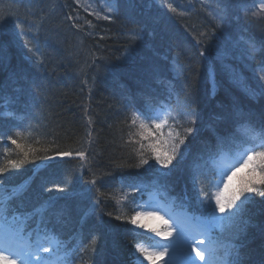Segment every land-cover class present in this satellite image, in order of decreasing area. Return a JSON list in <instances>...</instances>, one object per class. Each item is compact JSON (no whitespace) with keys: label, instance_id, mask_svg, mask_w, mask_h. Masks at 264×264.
Segmentation results:
<instances>
[{"label":"trees","instance_id":"trees-1","mask_svg":"<svg viewBox=\"0 0 264 264\" xmlns=\"http://www.w3.org/2000/svg\"><path fill=\"white\" fill-rule=\"evenodd\" d=\"M2 1L4 0H0V3ZM107 1L109 3V0ZM169 3L177 9L175 13L168 8ZM24 4L25 2L22 3ZM51 4L55 10L50 9L47 14L51 16L49 25H54L53 31H49L48 26L42 23L38 25L39 27L30 28V32L40 27L43 29L34 32L33 34H37L36 40L29 41L30 43L25 46L20 43L18 48H15V44L9 46L8 43L6 45L0 43V47L9 54L17 56L20 61L23 59L29 62L32 66L29 68L32 73L29 84L22 78L21 73L0 72V83L5 75H8L10 82L20 81L21 84L23 83L22 89L28 92V94L23 93V96L35 101L32 107L33 113L25 119L28 125L25 124L20 130L21 136L16 137L25 149L31 150L30 158L23 165L8 167V160L20 159L19 151L14 146L1 165L6 167L5 172L13 181L19 177L18 174H22L20 177H25L38 161H47L42 158L45 155L55 156L59 151H70L74 155L77 151L83 150L87 154V160L83 163L87 166L84 168L80 167L82 164L80 160L75 158L59 160L58 168V164L53 163L56 167L51 169V174L60 177L61 181L57 182L59 184L57 188H50L48 194L51 193L50 190L58 191V188H63L73 191L77 196L81 193L86 202L95 201L97 193L88 183L91 179L88 167H91L97 174L108 173L97 181V187L101 188L100 191L103 193L100 205L108 202L112 206L113 201L120 196L118 180L123 175L126 176L129 169L138 166L142 158L139 154L140 143H136L139 141L136 137V129L131 124L133 108L129 107V100L137 98L135 92L144 91L145 85L153 88L150 95L160 93L171 105H177L174 113L176 117L187 118L181 114L178 101L187 102L190 105L188 110L195 109L198 114L196 123L194 125L188 121L186 123V127L194 128L188 140L195 141L196 132L205 122L218 127L220 124L223 126L228 124L232 120L231 109H237L244 115L249 111L254 112L256 118L264 116V104L248 103L249 98L253 96L242 92L237 82L231 80L228 75L230 67L245 68L256 64L257 55L260 54L257 53L256 48H253L252 42L248 41L244 45L237 44L232 47L225 41L222 50L219 51L217 44L226 38V34L206 32V29H212L213 26L217 28V23L213 22L214 20L217 22L218 16L221 15H218L217 10L220 9L221 13L222 0H205V2L110 0L112 7L120 6L125 8V11L122 13L118 11L115 16L114 14L113 17L110 16L109 20L88 13L90 18L94 17L91 18L89 25L91 33L73 37L64 36L60 25L62 21H72L67 19L69 15L73 16L72 0H45L41 4L29 5L27 1L24 5L25 13L30 17L34 16L33 22L38 24L43 17L44 8L48 9ZM77 13L82 15L80 12ZM22 16L25 17L24 12ZM85 18L87 19L86 15ZM193 19L198 21V25L197 22L192 21ZM30 20L26 17L23 19L25 24ZM217 30L219 31L218 28ZM133 32L139 35L138 40L131 39ZM41 33L42 36L39 35ZM201 33H205L206 36H200ZM255 43H257L256 39ZM201 44L204 47L201 48ZM29 48L32 51H29ZM201 51L218 54L216 57L218 67L215 71H218L216 81L220 89L214 97L205 82ZM260 57L263 58L264 55ZM223 59L226 61L224 65ZM163 67L171 73L169 77L162 73ZM173 76H176V83ZM129 87L138 88L132 95L125 96V93L131 91ZM47 94H52L51 103L42 100ZM145 99H142V105H145V102L151 104L149 98L146 101ZM211 106L214 108V113L222 116L223 119L213 118V121L212 118L205 119ZM89 117L93 121L91 125L88 123ZM89 130L92 131L95 141L91 146L87 143ZM130 132L133 133L131 142ZM148 155L151 158H146L153 160L151 148L144 146L143 157ZM57 158L59 157H56V160ZM183 165L184 162L179 168L177 167L179 172H175L176 177L174 173L167 175L170 180L167 183L171 188L175 185L174 179L184 184L178 179L181 177L180 174L188 172L186 165L185 170L180 172ZM84 172L89 174L88 178L83 176ZM103 185L105 186L102 187ZM181 187L183 186L180 185ZM251 197L245 206L246 212L243 218L247 219L249 224L244 233L246 238L252 240L256 253L264 256V197L256 194ZM90 205L95 204L92 202ZM88 213L85 215L88 216ZM105 214L106 217L100 218L98 211H95L85 219L87 224L89 219L97 215L99 219H92L90 222L98 225L96 228L98 236L99 234L103 236L102 238L99 236L98 245H95L97 249L90 252L94 264H110L108 250L104 247L105 232L101 227L103 228L106 218L109 222L112 221L114 210H107ZM101 220L105 221L101 223ZM125 251L126 248L123 246L118 247L117 250L111 249L115 258L117 256L125 258ZM103 259L104 262H101Z\"/></svg>","mask_w":264,"mask_h":264},{"label":"snow or ice","instance_id":"snow-or-ice-1","mask_svg":"<svg viewBox=\"0 0 264 264\" xmlns=\"http://www.w3.org/2000/svg\"><path fill=\"white\" fill-rule=\"evenodd\" d=\"M77 3H79V0H77ZM227 7L229 6L225 5V8ZM117 8L111 6L110 0L106 5L108 13L116 11ZM168 8L174 13L177 11L171 3L168 4ZM260 8L264 11V0H261ZM85 11H87V8H85ZM92 14L100 18L99 12H93ZM256 15L257 13H253V16ZM102 18L105 20L111 19L107 14ZM67 19L73 20L74 17L69 15ZM5 23V20H0V27ZM87 23L90 25L91 21H87ZM73 27L79 28L80 25L79 23H74ZM217 27L220 28L222 25L217 23ZM201 36L204 37L206 34L201 33ZM139 38V35L135 32L131 34L132 40L135 41ZM25 43L28 44L30 42L26 41ZM29 51H32V49L29 48ZM200 56L204 57L205 52L201 51ZM260 80L264 81V76H261ZM249 92L253 96L256 95V92L251 89H249ZM260 95H264V83L260 85ZM178 104L181 108V114L187 116L188 122L194 125L198 119L195 109L188 110L190 105L187 102L180 103L178 101ZM5 115L11 114L5 113ZM237 116L235 131L253 143L250 147L244 146V141H237L235 133H228L227 129L224 130V134L215 133L216 148L215 151L210 153L209 160L211 161L212 170L216 174V179L207 180V184L201 186L197 194L200 203L204 205L208 212L209 223L202 226L197 234H189L186 227L176 221L169 224L165 220V228H152L151 231L156 236L164 239L172 237V239L165 245L157 242L152 250L143 247L139 243L135 245L136 252L144 260L149 261V264H156V261L169 255V249H172L173 254L178 249L184 253V259L180 264H197L196 258H199V261L203 262V264H242L240 248L235 244L225 243V234L239 235L246 231L249 221L243 217L246 212L245 202L250 200L249 194L264 197V121H262L260 128L257 129L250 118H244L243 113H237ZM169 119L175 120L176 118L172 116V109L164 106L152 107L149 105L144 111L136 110L131 114L132 125H136L139 121L138 127L141 131L136 134L141 137V141L147 138L145 133H147V136L154 138L155 143L149 145L153 159L156 164L166 169L170 168V166L176 167L186 159L181 145L185 144L187 137L194 131L193 127H186L183 129V136L179 132L173 136L172 132L169 131L167 135L170 140H164L162 129L168 124ZM146 122H150L151 127ZM88 123L89 125L93 123L91 117H89ZM14 135L20 137L21 132L14 130ZM87 136V143L91 146L95 142L91 130L88 131ZM132 136L133 133L130 132V142ZM3 140L10 141L12 145H15L20 154V159L7 161L8 167L23 165L28 161L31 150L25 149L17 139L13 138L12 134H0V141ZM141 141H136V143H140L141 152L139 154L142 157L140 166H143L147 165L149 161L143 158L144 144ZM233 146L235 148L234 151ZM257 148L261 150L257 151ZM133 150L135 151V149ZM5 151H7V148H5ZM72 155L70 151H59L56 152L55 156L45 155L42 158L52 160L56 157L63 158L71 157ZM76 156L81 158V160L87 159L86 152L83 150L77 151ZM229 160H231V163L228 162ZM173 161H176L175 165ZM86 166L83 163L80 165L81 168ZM245 169H248V171L240 175ZM5 171L6 167H0V174ZM88 171L91 174V179L88 183L97 193L95 205L99 206L103 193L97 187V181L108 175V173L101 172L97 174L92 171L91 167H88ZM193 180L195 183L200 182L196 175L193 176ZM234 180L236 183H234ZM2 185L3 180L0 179V186ZM58 191L63 192L64 189L58 188ZM5 193L6 195L0 196V262H4V264H66V253L65 255H60L65 245L48 228V224L51 222L49 210L53 205L43 203L31 211L23 212L19 210L15 203L17 200L22 199L23 191L19 187L13 186L11 189L5 188ZM217 213L221 215L217 216ZM57 215H62V213ZM116 218L120 219V217ZM144 218L163 219V217L157 215L155 210L137 211L131 217L130 223L145 228L146 225L140 223V220ZM214 230H218L219 235L214 236L212 234ZM233 230H235L234 233ZM174 233L175 236L173 235ZM33 235H35L34 240L32 239ZM198 236L202 238L198 239ZM95 245L96 238L93 237L91 240L93 251H95ZM6 252L8 254H5ZM192 253H195V256ZM140 264H142V261ZM164 264H178V262L170 256L168 260L164 261Z\"/></svg>","mask_w":264,"mask_h":264},{"label":"bare ground","instance_id":"bare-ground-1","mask_svg":"<svg viewBox=\"0 0 264 264\" xmlns=\"http://www.w3.org/2000/svg\"><path fill=\"white\" fill-rule=\"evenodd\" d=\"M32 68L31 64L25 60L17 59V56L13 54H9L5 49L0 47V72L2 73H11L12 71L22 75V78L27 81L29 84L30 81L32 80V73L31 69ZM4 80V78L2 79ZM23 85V83H22ZM21 85V87H22ZM44 93V92H43ZM52 94H47L44 96L42 99L43 101L45 100L46 102H52L51 98ZM132 95V91H129L125 93V96H130ZM51 100V101H50Z\"/></svg>","mask_w":264,"mask_h":264},{"label":"rangeland","instance_id":"rangeland-1","mask_svg":"<svg viewBox=\"0 0 264 264\" xmlns=\"http://www.w3.org/2000/svg\"><path fill=\"white\" fill-rule=\"evenodd\" d=\"M142 221H145V225H146V227L144 228V229H146L147 228V226H149V224H150V220L151 219H146V218H144V219H141ZM152 220H154V219H152Z\"/></svg>","mask_w":264,"mask_h":264}]
</instances>
